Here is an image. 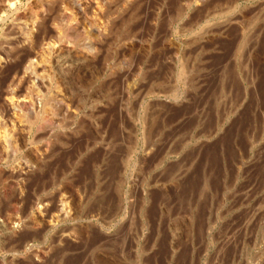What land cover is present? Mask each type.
Wrapping results in <instances>:
<instances>
[{"label":"rangeland","instance_id":"rangeland-1","mask_svg":"<svg viewBox=\"0 0 264 264\" xmlns=\"http://www.w3.org/2000/svg\"><path fill=\"white\" fill-rule=\"evenodd\" d=\"M124 1L79 0V16L0 0V88L48 42L60 51L40 71H63L66 111L64 148L21 203L0 188L16 231L0 229V264H264V0H221L208 19L185 0ZM61 180L68 220L25 229Z\"/></svg>","mask_w":264,"mask_h":264},{"label":"bare ground","instance_id":"bare-ground-1","mask_svg":"<svg viewBox=\"0 0 264 264\" xmlns=\"http://www.w3.org/2000/svg\"><path fill=\"white\" fill-rule=\"evenodd\" d=\"M208 1H210V0H185L184 1L185 2V5H184L185 11L188 10L190 7H194L195 10H197V12H198L196 14L198 19L201 16L203 18L205 17L206 19H208L210 14H211V16L212 15L217 16V15L221 14V12L218 13L220 11V9H219L220 6H219L218 2H220L221 0H213V1L211 0L212 5L214 6V4H215L214 7L211 5H210L211 7H209L208 4H210V3H208ZM127 2H128V0L124 1V3H127ZM69 3L71 4V7H72V10L69 13L80 16L82 13V8L80 6L79 0H69ZM204 4H207L206 6H208V7H206ZM221 5H223V4H221ZM14 6H17L16 3L11 1L10 7L13 8ZM203 6L206 7L204 13L202 12L204 10L203 8H202V11H200V9H199L200 7H203ZM216 7H218V8H216ZM223 10H224V8H223ZM223 10H221V11H223ZM40 19H42V18H40ZM205 22H207V20ZM34 26H36V23H34ZM203 26H205V25H203ZM240 26H243V25L240 24ZM93 29H94L93 33H95V35H96L95 37L98 39L102 38L103 34L101 33V30L99 28H94V27H93ZM240 29H242V28L240 27ZM102 32H104V31H102ZM196 32H198V31H196ZM200 33H201V31H200ZM23 35H24L26 40H30L31 36H29L30 33L28 31H26ZM197 35H202V33L196 34V36ZM196 36H194V37H196ZM194 37H192V38H194ZM198 37H200V36H198ZM40 45H41V43H40ZM248 49H250V48H248ZM57 51H60V50H58V48H56V45L54 46L53 44H50L48 42H46V43L43 42V45H41V51L39 53H31V52L28 53V55L26 56L25 62L21 65V67H19L20 69L18 68L20 71H10L11 77H8L10 80L6 81L7 83H5L4 85L1 84L3 87L0 88V188L4 189L6 187L5 189H7V188L11 187V190H12L11 193H10L11 190L9 189L10 190L9 191L7 189V191H9V193L11 194L10 197L11 198L13 197L14 199L16 198L15 200L20 201V203L22 201V198H21L22 192L20 193V191H22L24 189V188H22V190H21V187H23L24 184H26L28 177H30L29 175L31 173L35 174L36 173L35 171H41V169H43L44 165L46 166V163H47L46 161H49V159H48L49 154L52 150V147H54L53 146L54 144H58L60 148H64L63 143H64V138H65V133H64L63 126L61 124V118L63 117V114H65L64 112H66L65 111V103H64L65 97H64L63 89H61L59 87V86H61V83H62L63 78H64L62 76L63 71L62 72L61 71H55L53 78H51V77L49 78V76L51 74H48L47 73L48 71H40L41 69H43L44 67H46L47 65H49L52 62L51 61L52 54L57 53ZM243 51H246V50H243ZM244 53H246V52H244ZM54 56H55V54H54ZM31 58H33L34 60H32ZM0 64H1V62H0ZM0 73H3V72L0 71ZM52 73H54V72H52ZM53 117L59 118L58 120L56 119L57 120L56 124L52 123V122H54V121H52L54 119ZM52 126L54 127L53 129H56L55 133L49 132V135H47L45 137L44 132L46 133V132L50 131L52 129ZM42 132H43V134H41V135H44V136L40 137L41 136L40 133H42ZM51 134H53V135H51ZM43 137H45V138H43ZM60 148H58V149H60ZM23 152H24V154H23ZM61 154L63 155V152H61ZM52 155H50V156H52ZM19 156H20V158L17 159V157H19ZM13 163L14 164L16 163V164L14 165ZM33 176H32V178L34 179ZM36 177L38 179L37 175L35 176V178ZM39 177H41V176H39ZM10 180H11V183H12V180L15 183L14 187L11 186L12 184L9 185ZM42 180H44V179H42ZM62 181L63 180H61L59 182V186H58L59 189H57L58 191H57L56 195L51 197V198L47 197L49 199L44 200L46 203L40 202V199H39V202H38V200H36V202H38L37 204H41L38 207H35V206H37L36 204L30 203L31 205L28 208L31 211L30 215L33 216L32 220H34V221H29V223L27 222L26 226H24L22 224L25 229L28 225H29L28 228H30V225L33 226V224L36 227L40 225L39 222H37V221L38 220L42 221V220H40V218L37 220V215H42V217L44 216V217H46V219H47V217L50 218V220L49 219L47 220L48 224H46L47 222L42 223L43 225L46 224V227H44L46 229H48V228L52 229L53 227H55L56 223L59 224L60 221L62 222L65 219H67L68 216H70L69 210H68V208H69L68 204H71V203H68L69 202L68 198L66 199V196L63 194L65 190L63 191L64 188H63ZM40 184H42V183H40ZM19 187H20V191H18ZM29 188H30V186H29ZM31 199H33V198L31 197ZM67 200H68V202H67ZM42 203H45V204H42ZM25 207H26V205H25ZM75 216H76V214H75ZM29 218H31V217L29 216ZM70 218H72V217H70ZM41 219H43V218H41ZM9 220H10V218H9ZM12 220L14 221V219H12ZM15 221H14V223H15ZM2 222H3V220H2ZM11 222H6L5 224H2V225L0 224V229L2 231H5L6 233H12L13 234L16 231H15V227L13 226V223H11ZM42 224L40 226H42ZM21 227L22 226H20V228ZM16 228H18V227H16ZM28 228H27V230H28ZM40 228L41 227H39L38 229H40ZM5 232H4V234H5ZM54 232H56V231H54ZM27 233H29V232H27ZM63 237L64 236H60V238H61L60 240H64V239H62ZM16 243H18V242H16ZM24 243H25V241H24Z\"/></svg>","mask_w":264,"mask_h":264}]
</instances>
